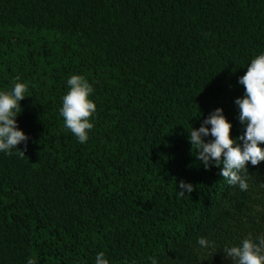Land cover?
Listing matches in <instances>:
<instances>
[{
	"label": "trees",
	"instance_id": "16d2710c",
	"mask_svg": "<svg viewBox=\"0 0 264 264\" xmlns=\"http://www.w3.org/2000/svg\"><path fill=\"white\" fill-rule=\"evenodd\" d=\"M260 54L264 0H0V92L27 85L29 137L0 151V264H232L225 248L264 239V161L242 191L188 139L216 108L245 132ZM72 75L97 106L86 143L60 113Z\"/></svg>",
	"mask_w": 264,
	"mask_h": 264
},
{
	"label": "clouds",
	"instance_id": "9594fccd",
	"mask_svg": "<svg viewBox=\"0 0 264 264\" xmlns=\"http://www.w3.org/2000/svg\"><path fill=\"white\" fill-rule=\"evenodd\" d=\"M239 83L245 88L243 97H237L235 103L239 107V120L246 125L245 132L233 139L232 124L223 114L222 108H216L199 128H192L189 141L192 149H196L197 160L207 169L213 164L222 165L220 175L227 179L230 185H238L242 191L248 189L246 177L240 175L241 170L247 168L250 161L253 166L264 161V54L252 59L246 73L239 78ZM67 84L69 91L63 97L60 113L64 118L65 127L79 140L86 143L88 131L93 128L90 117L96 112V104L89 99L93 87L80 75H72ZM27 92L25 83L17 82L12 91L0 92V151L11 152L17 149L23 157L27 149L28 135L18 128L17 115L21 113L20 101ZM211 125V128L208 127ZM214 139L206 141L208 136ZM242 141V144L240 143ZM24 143V149L17 146ZM178 195L185 192L191 194L194 186L183 180L178 184ZM198 243L207 247L209 242L201 237ZM264 239L254 243L251 238L245 239L241 246L225 248V257L232 260V264H264ZM27 264H36V258L27 260ZM96 264H109L105 254L100 252L96 257ZM155 264V262H154Z\"/></svg>",
	"mask_w": 264,
	"mask_h": 264
}]
</instances>
